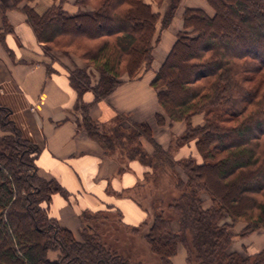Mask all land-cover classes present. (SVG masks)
<instances>
[{
  "label": "trees",
  "instance_id": "1",
  "mask_svg": "<svg viewBox=\"0 0 264 264\" xmlns=\"http://www.w3.org/2000/svg\"><path fill=\"white\" fill-rule=\"evenodd\" d=\"M34 1L11 0V5L25 3L21 10L51 60L49 72H66L77 96L78 129L106 153L117 148L127 160H138L147 176H156L165 165L178 172L179 196L168 205L177 228L162 209L152 214L144 209L150 220L140 225L159 264H172L180 246L190 264H264V250L247 256L229 251L232 224L245 223L240 237L264 228V0H205L212 14L184 9L183 30L150 84L162 110L156 124H186L166 149L154 141L147 123L123 129L117 118L110 132H100L103 126L91 119V104L82 99L89 92L98 102L123 76L135 80L151 68L160 15L144 0H75L73 13L64 8L68 0H53L41 14L31 5ZM178 1L170 4L164 25ZM57 55L76 57L84 68L70 69ZM88 69L98 74L95 84ZM11 115L0 106V264H131L102 241L90 223L96 217L84 215L76 239L49 216L52 196L67 193L38 175L40 148L22 137ZM196 115L203 122L193 126ZM141 139L153 145L151 154ZM190 145L193 155H171ZM226 217L230 224L223 221ZM49 251H59L58 258L50 259Z\"/></svg>",
  "mask_w": 264,
  "mask_h": 264
},
{
  "label": "crops",
  "instance_id": "2",
  "mask_svg": "<svg viewBox=\"0 0 264 264\" xmlns=\"http://www.w3.org/2000/svg\"><path fill=\"white\" fill-rule=\"evenodd\" d=\"M144 2L151 5L155 13L157 9V12L166 9L168 4L167 1L160 5L154 0ZM74 3L75 0H68L65 10L73 13L76 10ZM24 4L14 8L11 0H0V106L12 108V121L22 137L40 148L35 160L38 175L46 181H56L67 193L66 196H52L49 216L69 229L76 239L84 228V215L94 218L116 211L125 225L140 226L146 219V212L132 199L130 192L142 183L144 166L137 160L121 163L115 155L106 153L97 141L89 138L84 130L78 129L80 114L75 109L76 93L63 68L49 72L43 45L37 41L21 10ZM53 4V0L31 3L39 14ZM186 8L212 14L205 0H181L167 27L162 26L160 20L157 23L158 41L154 45L150 70L135 80L123 76L122 82L98 102H93V95L89 92L83 95V101L91 104L89 116L93 121L104 126L116 124L119 118L118 124L123 129L147 123L154 141L163 148L169 146L172 138L184 133L186 126L181 122L170 124L166 120L163 126L156 124L155 116L162 110L150 84L183 29L182 14ZM57 58L70 69L80 68L74 61L69 65L60 55ZM192 120L194 126L200 125L203 117L197 115ZM2 135L0 129V137ZM140 142L147 154L153 152L148 140L141 139ZM254 236L252 233L241 238V247L246 248L248 255L264 250V242H255ZM236 244L233 243L232 252L241 248ZM185 258L184 249L179 247L172 264H187Z\"/></svg>",
  "mask_w": 264,
  "mask_h": 264
},
{
  "label": "rangeland",
  "instance_id": "3",
  "mask_svg": "<svg viewBox=\"0 0 264 264\" xmlns=\"http://www.w3.org/2000/svg\"><path fill=\"white\" fill-rule=\"evenodd\" d=\"M164 1L165 2L167 1L166 3H168L166 5L167 6L166 9L162 8V9H160L159 12H157V10H158L157 9L156 13L160 15L161 19L159 18V20L161 21V25L164 27H167L168 24L167 25L163 24V17L166 14V12L168 11L170 4L176 2L177 0H162V3H164ZM180 2H181V0L178 1L177 7L179 6ZM164 6H165V4H164ZM177 7L175 8V12L177 10ZM204 9H206V8H204ZM175 12H174V14H175ZM161 13H162V15H161ZM173 18H174V15H173L172 19ZM172 19H171V21H172ZM61 57L63 58L64 63L66 62V63H69V65H70V63L72 61H74L76 63V65L79 66L80 68L84 67L83 66L84 64L80 60H78L76 57H74V58H67V57L64 58V56H61ZM48 61H51V60H48ZM147 71L148 70H146V71L142 70L141 75L145 74ZM87 73L90 74L92 84H95L97 79H98V74L92 69H88ZM120 81L122 82V78L120 79ZM10 109L12 110V108H10ZM12 112H13V110H12ZM12 116H13V113H12ZM79 122H81V117L79 118ZM191 122H192V125L194 126L193 120ZM181 123H184V122H181ZM115 125H116L115 123L109 124V125H104L103 127L99 128L98 130L100 132H110V130ZM184 125L186 126L185 123H184ZM129 130H127V131H129ZM173 141H174V138H172V143H173ZM130 147L126 146L125 149H128ZM193 149L194 148L191 145L189 147L183 146L180 149H177V151H174V154H173V152H171V155L175 156L177 158H186L187 155L188 156L193 155V153H192ZM113 155H115L116 158L118 160H120L121 163H123L124 160H127V158L125 157L123 152L117 148L115 149V152ZM165 166L166 167H164L163 169H160V171H158V174H156V176H155V174L150 175V176H147L144 174L142 183H140L137 187H135L130 192V194L133 197L132 199L136 200V202L138 204H139V202H141L143 205V208L148 209L151 212V214H152V212H158V210H160V209L164 210V212L167 214V216L172 219L174 227L177 228V225L175 222L176 216H174L172 214V212L169 211L168 205L173 198L179 196V193L177 192V190L175 188L176 176L178 175V172L176 170H173L168 165H165ZM144 169L146 170L145 172H147L146 166H144ZM202 199L206 205L210 204V200H209V197L207 195H203ZM155 207H157V208L155 209ZM147 220L149 221L150 217H148V215L146 213L145 221H147ZM223 221L227 224L231 223V221L228 217H226ZM83 223L85 225V222H83ZM90 223H91V225L94 226V228H96V230L98 231V233L100 234V236L102 238V241L108 247L118 251V254H120L125 259H129V262L131 264H159L158 257L152 253L149 245L147 244V241L144 237L145 231H144V229H142V226H138L139 228H137V230H135L134 229L135 227L125 225L121 221V216L116 212L115 213H111V212L110 213H103L102 215H98L96 217V219H91ZM143 223H144V221H143ZM244 227H245V223L242 221H239V222H236L235 224H232V227L230 228V231L233 234V243H237L238 246L240 245V247H241V241H242L241 238L248 236V235H246L244 237L239 236V233L242 231V229ZM90 232H92V231H90ZM252 233L255 234V236L253 238L255 240V242H257V243L258 242L262 243V241L264 242V228H260V229L256 230L255 232H252ZM252 233H250V234H252ZM78 239H80V237ZM245 243H247V242H245ZM245 243H244V245H245ZM180 247H182V249H184V251H185V257H186L185 260H186L187 264H190L187 261V255H186L185 247H183V246H180ZM241 248H239L237 252L235 251V253L247 256L248 254L246 253V248H244L243 246ZM231 250L234 251L233 250V244L229 248V251H231ZM59 253H60L59 251H49L48 255H49L50 259L55 260L58 258ZM176 254H177V252H176Z\"/></svg>",
  "mask_w": 264,
  "mask_h": 264
}]
</instances>
